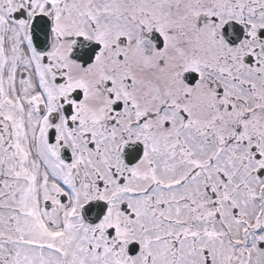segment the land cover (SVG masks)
<instances>
[{"label": "snow or ice", "instance_id": "snow-or-ice-1", "mask_svg": "<svg viewBox=\"0 0 264 264\" xmlns=\"http://www.w3.org/2000/svg\"><path fill=\"white\" fill-rule=\"evenodd\" d=\"M0 264H264V0H0Z\"/></svg>", "mask_w": 264, "mask_h": 264}]
</instances>
